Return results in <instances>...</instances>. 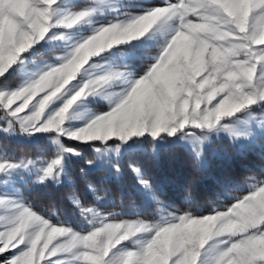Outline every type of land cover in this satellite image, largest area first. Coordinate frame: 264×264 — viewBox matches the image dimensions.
<instances>
[{
	"label": "snow or ice",
	"instance_id": "snow-or-ice-1",
	"mask_svg": "<svg viewBox=\"0 0 264 264\" xmlns=\"http://www.w3.org/2000/svg\"><path fill=\"white\" fill-rule=\"evenodd\" d=\"M90 98L107 106L68 124ZM37 133L54 158L9 152ZM222 134L264 153V0H0V264H264V180L247 177L223 210L189 190L185 209L135 159L182 150L207 172V144ZM72 157L84 160L79 177ZM126 158L158 220L105 216L77 195L78 179L96 191L92 169L119 181ZM65 182L75 221L54 222L22 191Z\"/></svg>",
	"mask_w": 264,
	"mask_h": 264
},
{
	"label": "trees",
	"instance_id": "trees-1",
	"mask_svg": "<svg viewBox=\"0 0 264 264\" xmlns=\"http://www.w3.org/2000/svg\"><path fill=\"white\" fill-rule=\"evenodd\" d=\"M90 0H77L72 3L83 5ZM127 2V0H125ZM132 2H149V0H132ZM162 3L163 0H155ZM175 2V0H173ZM136 9H129L135 11ZM90 98V102L81 105L75 112L80 117H92L101 107H106V101ZM85 153L90 154L91 149L82 146ZM8 150L16 157L27 156L36 160H48L55 156V146L44 134H37L33 141L11 139L8 142ZM207 172H201L191 164V157L184 151L163 152L159 159H154L150 153L142 154L135 158L138 164L146 172V178L167 181L168 195L178 207L188 208L190 205L185 199L191 193L194 204L202 208L220 207L234 202L236 195L247 193V188L254 181L246 178L255 176L257 180H264V153L260 149L249 151L245 145L235 147L229 139H217L215 144L207 147ZM74 161L73 175L79 177V167L84 164L82 158L72 157ZM123 176L119 181H107L103 179V173L99 169H92L91 181L96 191L87 187V183L79 180L75 191L86 206H95L101 213L107 216L110 213L123 214L120 218L158 220L159 206L136 192L137 181L135 173L129 167V159L121 161ZM251 169V171H249ZM211 174L216 177H231L237 180L238 190H224L216 183L207 179ZM72 185L65 182L61 185L32 184L22 189L26 200L46 212L55 222L57 217L61 220L75 221L79 217L78 209L68 199L72 191ZM99 197V199H97Z\"/></svg>",
	"mask_w": 264,
	"mask_h": 264
},
{
	"label": "rangeland",
	"instance_id": "rangeland-1",
	"mask_svg": "<svg viewBox=\"0 0 264 264\" xmlns=\"http://www.w3.org/2000/svg\"><path fill=\"white\" fill-rule=\"evenodd\" d=\"M73 1H77V0H70V2H73ZM76 39H77L76 32H70L69 33V39L66 42H71V41H74ZM90 118L91 117H83L82 118V117H80V115H78L77 112L74 111V113H73V119L69 120L67 123L70 124V125H76V126H78V125H81V124L85 123ZM37 134H40V133H37ZM223 138L229 139L230 142L232 143V145H235V147H237V148L244 145L243 143H240V144L233 143L232 140L226 134H222V136L220 138H218V139L221 140ZM16 139H18V140L33 141L34 140V137L33 138L16 137ZM210 145H211V143L207 144V147H209ZM34 160H36V159H34ZM32 179H34V176L32 177ZM0 190H2V189H0Z\"/></svg>",
	"mask_w": 264,
	"mask_h": 264
}]
</instances>
